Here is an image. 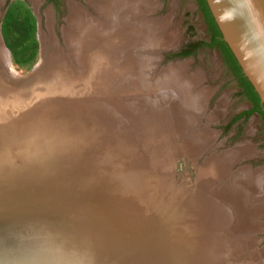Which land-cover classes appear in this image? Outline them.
Returning a JSON list of instances; mask_svg holds the SVG:
<instances>
[{
	"label": "bare ground",
	"instance_id": "6f19581e",
	"mask_svg": "<svg viewBox=\"0 0 264 264\" xmlns=\"http://www.w3.org/2000/svg\"><path fill=\"white\" fill-rule=\"evenodd\" d=\"M141 1L93 0L94 18L87 8L71 2L72 14L67 21L72 28H63L65 45L61 47L53 13H48L49 31L41 39L42 59L50 60L39 79L22 87L32 95L39 89L45 90L30 99L0 93V201L20 202L15 206L21 214L38 211L47 218L57 217L68 204L73 207L83 198L86 187L82 186L88 179L80 178L82 186L77 183L79 168L75 162L93 146L86 158L93 156L96 165H107L106 172L93 180L94 188H99L98 193L93 189V264H168L162 256L170 253L180 258L176 264H226V259L231 264H264V249L246 255L249 247L260 240L256 231L264 229V167L256 171L251 166L242 168L220 189L212 184L242 156L244 148L225 151L217 159L209 160L196 192L175 189L170 176L165 175V124L171 120L181 123L180 129L188 133L197 122L191 113L200 114L204 106L201 92H194L189 82L181 84L185 81L180 76L184 74V64L170 63L161 78L164 80L158 76L153 82L144 80L139 87L137 69L143 74L144 68L150 67L148 62L155 60L145 51L152 45L153 50H159L167 41H160L159 25L143 19ZM35 3L39 8L40 1ZM3 45L0 39V55H4L13 71ZM80 63L87 67V76L68 82L64 75L76 73ZM98 72V83L88 84L93 73ZM165 87L171 90H161ZM65 92H73L69 95L70 103L91 98L79 108L65 106L69 111L77 108L69 117L60 118L45 129L34 128V134L29 131L32 134L19 138L27 126H23L24 121L34 125L41 119L30 117L35 108L56 93ZM129 105L134 110L146 106L139 112L146 123H138L139 129L129 127L131 130L125 132L118 121L123 118V107ZM133 113L136 112H129ZM21 114L25 118H20ZM211 137V130H195L189 136L190 153L209 143ZM14 141L17 143L13 152L11 145L3 144ZM146 151L150 154V168L138 163ZM16 224L22 225L20 221ZM49 225L42 230L37 222L40 232L33 233L40 240L44 234H57L56 227ZM224 233L231 234L227 240ZM232 257L235 259L230 260ZM25 264H46V258L39 254Z\"/></svg>",
	"mask_w": 264,
	"mask_h": 264
},
{
	"label": "rangeland",
	"instance_id": "374dc122",
	"mask_svg": "<svg viewBox=\"0 0 264 264\" xmlns=\"http://www.w3.org/2000/svg\"><path fill=\"white\" fill-rule=\"evenodd\" d=\"M39 1L40 5L37 8L35 0H0V39L13 67V69L11 68L13 71H11L9 65H7L6 58L4 59L3 57L4 55L2 57L0 55V82L4 83H0V93L5 97L20 96L30 99L37 92L45 90L39 89L32 95L29 91H24L22 87L33 81V79H39L38 76L44 74L46 70L44 68L47 67V61L50 60L45 61L42 59L44 53L41 39L44 32L49 31L47 15L50 11L53 13L54 29L58 37L57 43L59 47L65 45L62 33L63 28L66 29L69 26L72 28V25H69L67 21V17L70 16V13L72 14L69 10L71 2L87 8L93 14V18L96 15L93 10V0ZM141 2L143 15H145L143 19H146L145 21L150 24L159 25L158 35L159 39H161L160 41L164 42L167 40L169 42L166 41L167 44L165 42L160 46L159 50H153L154 47L152 45L150 46L151 49L145 51L146 55L154 56L155 60L148 62L150 67L144 68L145 73L143 74L145 75L139 70L140 68L137 69L138 75L136 78L140 85L139 87L143 86L144 80L145 82L146 80L153 82L158 79V76L161 79L164 77L163 74H166L164 72L166 71L165 68L172 65L170 63H176V65H185L184 74H180L185 81L179 83L186 85V82H189L194 92L202 93L201 102L204 110L200 114H198L199 112L191 113L197 122L188 130V133L180 129L181 123H175V121L171 120L168 125L165 124V128H167L164 131L162 140L163 148L168 151L166 154L165 152L163 153L162 158L167 165H165V175L170 176L173 187L184 192L186 190V192H190V190L191 192L198 191L200 187L199 178L203 175L202 172L206 168L207 162L217 159L225 151L234 149L244 148L242 156L236 162L227 166L228 169L226 168L220 178L217 177L212 180V184L216 189L224 187L231 175L238 173L242 168L249 169V166H251V170L256 171L264 167V121L257 115L237 119V116L249 106V103L246 96L239 91L240 85L224 62L223 54L218 47L215 49L208 47L196 49L201 42L209 38L208 24L204 13L201 11L199 0H142ZM189 50H193V53L187 54ZM146 55H143L144 58ZM49 57L51 58L50 55ZM4 61L5 64H3ZM146 65L148 66L147 63ZM148 73H150V76ZM54 74H59V72L55 71ZM99 75V72L93 73L91 81L87 79L88 84L92 81L93 83H98ZM85 76H87V67L82 63L77 66L76 73H72L69 77L64 75L68 82L73 83L74 80L80 81ZM175 78L178 80L179 76ZM99 86L102 88V84ZM161 90L169 91L171 89L165 87V89ZM147 91L151 92L148 89ZM72 93H56V95L49 97L45 101L46 103L43 102V104L35 108L30 117L43 120L36 121L34 125H29L27 120L24 121V124L14 122L23 124V126L27 125L23 128V134L19 138H25V134H29V131L34 134V128L45 129L54 125L60 118L69 117L72 112L77 111V108L74 111H69L65 110V106L68 108L71 106L78 107L89 102L88 100L91 98L86 97V99L83 97L70 103L72 101L69 100V95ZM76 95L78 96L77 93ZM5 101L3 102L6 103ZM146 105L148 104L146 103ZM17 106L19 105L17 104ZM144 108L146 106L135 110L130 105L123 107L122 112L125 116H120V118L123 117L121 118L122 120H119L118 116L115 117L116 121L119 120L118 123L120 122L124 125L121 126L122 128L119 126L120 129L126 132L127 129L128 131L135 128L139 129L140 125L142 126L146 123L139 113ZM132 111L136 113L129 114ZM25 116L23 115L22 117L21 114L20 118H25ZM28 120L31 119L29 118ZM14 121H17V119ZM134 121L136 122L134 123ZM138 123L141 124L138 125ZM200 129L211 130L213 137H211L209 143L199 147L196 150L197 152L190 153L188 149V145L191 143L189 136L195 130ZM13 130L16 132L19 129ZM37 134H40V132ZM19 138L17 139L18 141L16 140L17 142L21 140ZM17 142L3 144L11 145L13 152L16 151L15 143ZM166 147L169 148L167 149ZM92 148L93 146L90 147V151L87 152L86 156L91 152ZM148 153L149 151H146L141 161L138 162L141 163L143 168H150L152 165L150 164V154ZM86 156L79 157L78 161L76 160L77 162H75L76 167L81 168L80 170L83 169V172H80L77 168V173H79L76 177L78 182L77 180L76 182L78 184L81 182L80 185L82 186L83 179L84 181L88 179L82 186L86 187L83 198L76 202L77 204L73 207H68V204L57 217L47 218L38 211L21 214L17 211L20 208L15 206L20 202L10 204L0 201V264H22V262L25 264L26 261L39 254H44L46 264H93V195L94 192H99V188H94L93 180H97L103 174L102 172H106L107 165H96L93 162V156L87 158ZM165 156L167 157L165 158ZM123 157L125 159L127 156L123 153ZM93 189L95 190L94 192ZM64 203L65 201H63ZM18 221L22 225L18 226L16 224ZM37 222L42 225V230L46 229L49 224V227H56L57 234H44L42 240H40V236L33 233L35 230L40 232L36 226ZM16 229L18 233H15ZM230 235L224 233L223 238L227 240ZM255 235L260 240L256 245L249 247V251L246 253L247 256L264 249V229L256 231ZM162 259L163 262L168 264L180 262V258L176 253H170L166 257L163 255ZM234 259L235 257L230 258V260ZM226 264H231V262L226 259ZM256 264L262 263L257 262Z\"/></svg>",
	"mask_w": 264,
	"mask_h": 264
},
{
	"label": "water",
	"instance_id": "95a60500",
	"mask_svg": "<svg viewBox=\"0 0 264 264\" xmlns=\"http://www.w3.org/2000/svg\"><path fill=\"white\" fill-rule=\"evenodd\" d=\"M244 76L264 106V0H206Z\"/></svg>",
	"mask_w": 264,
	"mask_h": 264
},
{
	"label": "flooded vegetation",
	"instance_id": "af4514ba",
	"mask_svg": "<svg viewBox=\"0 0 264 264\" xmlns=\"http://www.w3.org/2000/svg\"><path fill=\"white\" fill-rule=\"evenodd\" d=\"M200 2V8H201V11L204 13L205 15V19H206V22L208 24V36L209 38L204 40L203 42H201L197 47L196 49H199L201 47H208L210 49H215L218 47V49L221 51V53L223 54V57H224V62L226 63L227 67L232 71V74L234 75L235 79L238 81L239 85H240V92L241 94L245 95L246 98H247V101L249 103V106L241 113L239 114V116H237V119H239L240 117H251L252 115H257L259 117L262 118V120L264 121V106L261 104L260 102V105H261V108L260 109H256V104L254 102V99L252 97V95L250 94V92L248 91V88L246 87V85L244 84L243 82V79H242V76L239 74V72H237L234 64L229 60V58L227 57L226 55V51L224 49V46L221 42H224L226 43L223 38H222V34L221 36L219 37V42H213L214 40V35H213V30L209 24V21H208V18H207V14L205 13L203 7H202V4H201V1L199 0ZM207 3V2H206ZM210 10V9H209ZM227 44V43H226ZM229 47V46H228ZM232 52V51H231ZM193 53V50H189L187 52V54H192ZM235 57V56H234ZM236 59V58H235ZM240 66V65H239ZM242 71V69H241ZM243 73V72H242ZM244 75V74H243ZM248 80V79H247ZM260 99V98H259ZM256 109V110H255ZM264 123V122H263Z\"/></svg>",
	"mask_w": 264,
	"mask_h": 264
},
{
	"label": "trees",
	"instance_id": "16d2710c",
	"mask_svg": "<svg viewBox=\"0 0 264 264\" xmlns=\"http://www.w3.org/2000/svg\"><path fill=\"white\" fill-rule=\"evenodd\" d=\"M201 1V4H202V7L205 11V13L207 14V18H208V21H209V24L213 30V35H214V40L213 42H219V37L221 36V31L220 29L218 28L210 10H209V7L206 3V0H200ZM224 46V49L226 51V55L227 57L229 58V60L234 64L237 72H239V74L242 76V79H243V82L244 84L246 85V87L248 88V91L250 92V94L252 95L253 99H254V102L256 104V109H260L261 108V105H260V99H259V96L258 94L256 93V91L254 90L253 86L251 85V83L247 80V78L243 75L242 71H241V67L239 66L237 60L235 59L233 53L231 52L230 48L228 47V45L224 42H221ZM255 109V110H256Z\"/></svg>",
	"mask_w": 264,
	"mask_h": 264
}]
</instances>
